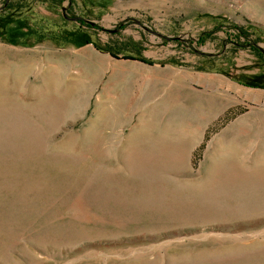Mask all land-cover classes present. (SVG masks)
<instances>
[{
	"label": "rangeland",
	"instance_id": "rangeland-1",
	"mask_svg": "<svg viewBox=\"0 0 264 264\" xmlns=\"http://www.w3.org/2000/svg\"><path fill=\"white\" fill-rule=\"evenodd\" d=\"M0 264H264V0H0Z\"/></svg>",
	"mask_w": 264,
	"mask_h": 264
},
{
	"label": "trees",
	"instance_id": "trees-1",
	"mask_svg": "<svg viewBox=\"0 0 264 264\" xmlns=\"http://www.w3.org/2000/svg\"><path fill=\"white\" fill-rule=\"evenodd\" d=\"M4 18V17H3ZM112 55H114V53H111Z\"/></svg>",
	"mask_w": 264,
	"mask_h": 264
}]
</instances>
